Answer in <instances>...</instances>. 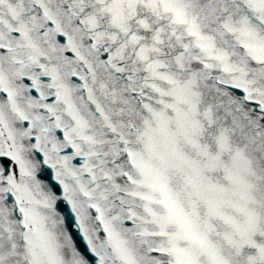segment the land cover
<instances>
[{"label": "snow or ice", "instance_id": "snow-or-ice-1", "mask_svg": "<svg viewBox=\"0 0 264 264\" xmlns=\"http://www.w3.org/2000/svg\"><path fill=\"white\" fill-rule=\"evenodd\" d=\"M0 264H264V0H0Z\"/></svg>", "mask_w": 264, "mask_h": 264}]
</instances>
